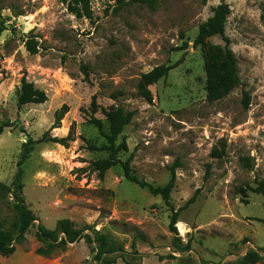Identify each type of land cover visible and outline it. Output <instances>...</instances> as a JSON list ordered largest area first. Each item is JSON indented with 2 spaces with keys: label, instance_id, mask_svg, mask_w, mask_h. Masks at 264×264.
Listing matches in <instances>:
<instances>
[{
  "label": "rangeland",
  "instance_id": "rangeland-1",
  "mask_svg": "<svg viewBox=\"0 0 264 264\" xmlns=\"http://www.w3.org/2000/svg\"><path fill=\"white\" fill-rule=\"evenodd\" d=\"M127 1L116 12V0H91L89 20L71 14L63 0H0V123L13 124L0 135V182L12 184L29 136L66 138L73 132L68 147L38 144L23 165V196L36 225L54 229L69 219L79 229L91 228L86 234L92 237L94 230L107 234L133 264H228L252 250L264 256V198L256 192L264 180V0H157L155 6ZM223 2L231 10L225 36L241 84L210 102L208 70L226 60L227 45L220 35L198 47L194 42L201 26L210 30ZM29 39L38 42V54L27 51ZM178 62L148 88L151 103L138 93L143 75ZM24 77L47 94L46 103L18 105ZM93 101L105 133L109 123L102 109L134 113L122 135L128 151L120 157H131L134 176L156 187L167 185L174 168L168 203L127 181L120 166L104 178L91 171L94 160L106 157L87 149V143L106 144L89 121ZM63 106L68 112L51 129ZM193 196L195 203L185 207ZM13 202L12 195L0 197L5 227L16 218ZM173 209L191 252L172 246ZM35 232L17 249L42 252ZM63 248L56 255L67 264H98L86 238ZM116 264L127 263L120 258Z\"/></svg>",
  "mask_w": 264,
  "mask_h": 264
},
{
  "label": "trees",
  "instance_id": "trees-1",
  "mask_svg": "<svg viewBox=\"0 0 264 264\" xmlns=\"http://www.w3.org/2000/svg\"><path fill=\"white\" fill-rule=\"evenodd\" d=\"M67 4L68 11L75 15L77 18L93 19V10L91 7V0H63ZM130 1L116 0V12L122 10L127 6ZM141 3L146 6H155L157 0H131V3ZM231 13L230 6L226 3H222L217 10L215 17L212 20L210 30L205 26H201L199 34L194 42V46L198 47L204 45L207 39L211 36L220 35L223 37L227 45L228 56L225 61L212 66L208 70L207 79V99L210 102L222 99L226 97L232 90L241 84L238 70V60L232 50H230V40L225 36V27L227 18ZM5 30L3 26H0V35ZM27 51L36 55L39 52V44L34 39L25 41ZM185 49V48H183ZM180 62L173 66L161 65L151 72L143 75L139 86L138 93L149 103L153 101L149 87L168 76L171 70L178 67ZM48 101L47 94L38 89L33 82L28 81L24 77L21 81V88L18 92V105L26 106L29 104H44ZM244 105L248 107L250 105L247 95L244 97ZM101 108L93 101L91 105V117L90 123L93 124L101 135L106 139V144L97 146L95 144L87 143V149L92 153L105 152L106 157L96 159L91 163V171L97 173L100 178H104L105 174L114 167L120 166L124 171V176L127 181L138 185L141 188L147 189L154 196L161 197L166 203L170 201V197L176 183L175 169H172V175L170 181L164 187H156L147 183L144 180H140L133 174V168L131 165L132 158L130 157L126 161H123L120 154L128 151V145L122 135L125 128L131 123L133 119V112L127 111L121 107H111L110 109H102L104 116L109 123V132H104L103 121L96 117V114ZM68 112L67 106H63L56 114L55 123L51 129L58 128L61 120ZM13 124L9 121L0 123V135H2L6 128L12 127ZM73 132H70L66 138H57L49 135L48 132L35 140L31 136L22 145L20 158L18 161V171L14 177L11 185H7L0 182V197L5 198L9 195L13 196V209L16 212L15 220L5 227L0 223V253L1 254H13L16 251L18 245L27 242V234L32 228H36L35 236L39 243H41L47 250L63 248L69 244H73L86 238L90 244H94L93 248V261L98 264H116L118 259H123L127 264H133L126 260L127 251L123 245H121L115 238L97 231H93V237L86 234L91 228H77L75 223L69 219L59 220L54 229H48L42 224H37V216L28 207L23 196V165L31 157L34 148L38 144L42 143H55L68 147L69 142L74 141L72 138ZM215 157H221L222 153L214 151ZM248 166L250 162L248 159H243ZM83 170V169H82ZM256 192L261 194L264 198V180L257 183ZM196 201V196H193L185 205L189 207ZM179 219V211L172 210L170 218L169 229L173 234L172 246L175 252L185 253L191 252V242L183 244L181 237L178 234L177 223ZM135 247V242L132 244V248ZM64 249V248H63ZM45 252V251H44ZM42 251V253H44ZM134 254H137L135 252ZM174 258V256H170ZM264 256L258 251H248L237 262L228 264H263Z\"/></svg>",
  "mask_w": 264,
  "mask_h": 264
},
{
  "label": "crops",
  "instance_id": "crops-1",
  "mask_svg": "<svg viewBox=\"0 0 264 264\" xmlns=\"http://www.w3.org/2000/svg\"><path fill=\"white\" fill-rule=\"evenodd\" d=\"M45 251V252H44ZM63 248L46 249L44 248L42 253L39 250H18L13 254H1L0 264H67L66 257L64 255L57 256V253L64 252Z\"/></svg>",
  "mask_w": 264,
  "mask_h": 264
}]
</instances>
